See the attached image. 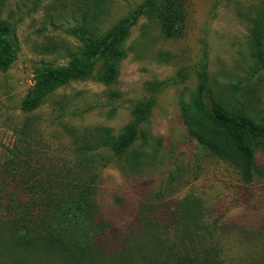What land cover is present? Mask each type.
<instances>
[{"label": "rangeland", "instance_id": "1", "mask_svg": "<svg viewBox=\"0 0 264 264\" xmlns=\"http://www.w3.org/2000/svg\"><path fill=\"white\" fill-rule=\"evenodd\" d=\"M144 1L108 0L102 32ZM263 4L264 0H184L185 21L177 39H165L155 21L143 17L123 44L125 57L111 83L98 80V64L91 78L57 88L41 107L25 114L20 104L32 85L33 70L65 68L82 51L67 34L80 19L79 4L0 0V20L12 27L19 46L15 63L0 73V193L19 194L20 177L5 174L3 166L12 159L11 152L25 147L20 132L26 122V139L35 146L36 165L44 171L40 175L59 177L83 163L79 149L95 143L98 129L118 138L133 122L136 106L149 102L146 121L125 156L86 152L91 157L81 176L92 180L100 217L111 228L100 242L105 254L132 249L136 242L150 252V217L170 224L173 219L167 215L173 217L178 204L192 197L201 202L206 225L222 228L218 241L205 246L220 247V257L228 264H264V179L243 183L237 170L188 137L180 112L181 104L196 92L197 73L205 62L209 82L223 104L232 102L230 87L243 88L251 76L249 84L255 86L258 99L251 116L264 122V84L256 82L263 73L253 72L249 54L250 21ZM241 93L236 97L240 102ZM138 152L142 155L134 160L132 154ZM256 161L264 168V148L256 152ZM0 264L59 263L46 253L18 252L0 259ZM97 264L144 262L133 254L120 260L103 257Z\"/></svg>", "mask_w": 264, "mask_h": 264}, {"label": "trees", "instance_id": "2", "mask_svg": "<svg viewBox=\"0 0 264 264\" xmlns=\"http://www.w3.org/2000/svg\"><path fill=\"white\" fill-rule=\"evenodd\" d=\"M75 1L79 4L80 19L67 34L81 44L82 51L65 68L40 66L33 70L32 85L20 104L22 113L37 110L57 88L91 78L98 64H102L98 80L111 83L125 57L123 44L143 17L154 20L165 39L182 35L184 0H145L105 32L100 26L102 16L108 13V0ZM250 22L253 72L263 73L256 82L264 84V4ZM18 52L12 27L0 20V73L10 69ZM250 79L251 76L245 79L248 84L243 88L231 86L232 102L223 104L212 89L204 62L197 73L196 92L180 109L188 137L212 157L237 170L245 184L256 178L264 179V168L256 161V152L264 148V122L259 123L251 116L258 99ZM239 91L241 102L236 98ZM149 111V102L137 105L133 122L118 138L112 137L109 130L98 129L95 143L79 149L85 156L83 163L59 177L40 175L44 171L36 165L35 146L26 139L30 136L26 122L20 132L25 147L21 145L15 153L11 152L12 159L3 166L5 174L12 172L13 178L20 177V191L16 196L0 193V259L18 252H42L52 255L59 264H97L103 257L120 260L137 254L144 264H228L220 257V247L205 246L208 241H218L222 228L206 225L202 204L192 197L178 204L173 217L167 215L168 220L173 219L170 224L164 223V218L150 217V252L133 242L132 249L123 247L110 256L105 254L100 242L111 228L100 217L92 180L81 176L91 157L86 152L105 150L116 159L122 158L135 143L139 126L146 121ZM142 137L146 138L144 134ZM141 155L133 153L132 158L138 160ZM11 166L17 168L13 170ZM27 171L30 173L23 176ZM170 237L175 241L167 240Z\"/></svg>", "mask_w": 264, "mask_h": 264}]
</instances>
